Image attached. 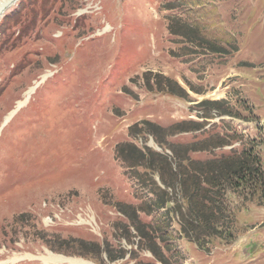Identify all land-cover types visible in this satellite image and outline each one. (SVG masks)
<instances>
[{"label":"rangeland","instance_id":"obj_1","mask_svg":"<svg viewBox=\"0 0 264 264\" xmlns=\"http://www.w3.org/2000/svg\"><path fill=\"white\" fill-rule=\"evenodd\" d=\"M5 10L0 264H72L54 256L102 264L53 251L61 239L126 250L138 244L134 229H122L128 221L117 202L138 206L142 218V168H126L116 146L133 142L171 153L138 135L130 128L135 123L201 121V101H223L229 113L220 117L207 105L213 119L203 130L169 139L189 143L220 133L232 142L192 156L208 159L254 145L264 157V0H17ZM171 14L199 22L227 52L172 35ZM164 77L188 98L162 92ZM228 197L236 217L232 240L215 238L201 251L173 223L171 253L181 264H264V205ZM135 255L152 259L146 251ZM103 259L133 263L129 255Z\"/></svg>","mask_w":264,"mask_h":264},{"label":"trees","instance_id":"obj_2","mask_svg":"<svg viewBox=\"0 0 264 264\" xmlns=\"http://www.w3.org/2000/svg\"><path fill=\"white\" fill-rule=\"evenodd\" d=\"M174 3H168L169 9L175 8L171 6ZM168 19L172 35L215 53L227 52L226 47L208 38L206 29L199 22H191L177 14L169 15ZM163 80L160 82L162 92L188 98L189 93L178 82L169 77ZM223 104V101H201L198 108L202 113V121L184 120L163 127L145 120L130 127H134L138 135L143 133L151 136L159 147L167 148L171 156L164 150L160 152L148 146L139 147L133 142L117 144L116 153L126 168H142V173L138 171L137 177L142 186V218L138 206L117 202V208L128 221L122 229L129 234L131 228L137 232V249L133 246L128 251L110 243L100 245L96 241L81 238L61 239L59 248L52 245L50 248L68 255L95 259L102 264L103 255L110 262H116L123 260L127 253L134 260L133 264H181L175 258L176 255L171 253L170 229L175 222L179 225L180 236L194 243L201 251L209 250L208 245L215 238L232 240L236 217L228 195L244 203L257 201L259 205H264V157L255 150L253 141L252 147L243 145L240 152L208 159L192 156L197 152H211L214 148L232 142L220 133L189 143H177L169 139L178 134L203 130L213 119L207 111V105L212 107L210 111L215 107L221 117L230 112L222 109ZM262 148L264 150V146ZM148 216H151L150 220ZM136 250L149 251L153 258L141 259L135 255Z\"/></svg>","mask_w":264,"mask_h":264},{"label":"bare ground","instance_id":"obj_3","mask_svg":"<svg viewBox=\"0 0 264 264\" xmlns=\"http://www.w3.org/2000/svg\"><path fill=\"white\" fill-rule=\"evenodd\" d=\"M16 1L17 0H0V19L4 13V10ZM33 91H34V88H31L28 91L25 99L29 98V96L32 94ZM23 104H24V101H21L18 103V106H22ZM50 258H51V254H50ZM54 258L63 259L72 264H84L85 263V261H82V260H77V259H72V258H67V257H62V256H54ZM87 264H90V263H87Z\"/></svg>","mask_w":264,"mask_h":264}]
</instances>
